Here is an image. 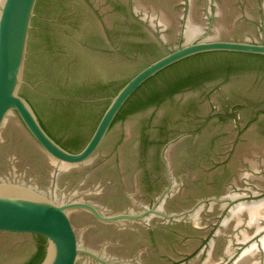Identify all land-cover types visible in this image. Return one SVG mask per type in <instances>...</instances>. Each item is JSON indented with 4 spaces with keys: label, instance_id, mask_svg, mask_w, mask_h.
<instances>
[{
    "label": "water",
    "instance_id": "water-1",
    "mask_svg": "<svg viewBox=\"0 0 264 264\" xmlns=\"http://www.w3.org/2000/svg\"><path fill=\"white\" fill-rule=\"evenodd\" d=\"M264 263V0H0V264Z\"/></svg>",
    "mask_w": 264,
    "mask_h": 264
}]
</instances>
